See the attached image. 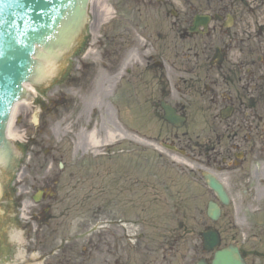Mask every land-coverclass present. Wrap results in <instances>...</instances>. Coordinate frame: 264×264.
<instances>
[{
	"label": "rangeland",
	"instance_id": "374dc122",
	"mask_svg": "<svg viewBox=\"0 0 264 264\" xmlns=\"http://www.w3.org/2000/svg\"><path fill=\"white\" fill-rule=\"evenodd\" d=\"M229 1L225 0V4ZM105 3L114 11L108 21H104L101 10ZM90 4L84 47L57 63V73L38 87L37 96L28 101L29 105L19 107L15 115L13 132L19 138L14 144L23 161L14 177L0 171V239L2 245H8L0 250V264H90V250L81 251L90 237L77 242L75 236L95 225V212L108 213L117 219L124 216L130 222V237L141 232L186 235L185 246L179 248L174 264H183L182 255L187 257L185 264H193L204 256L211 259L212 255L203 256L200 252L199 236L211 226L222 233V247L235 243L247 256L248 264H264V204L255 212L226 208L221 220L213 225L205 215L206 204L213 194L202 180L201 173L205 170L196 166L197 155L192 152V161L179 163L174 161L175 153L162 151L155 141L159 135L169 137L167 128L144 125L136 110L133 120L132 113L124 110L122 74L113 75L114 64L123 50L134 52L137 59L144 57L137 48L149 47L151 55H156L154 61L164 62L167 76L178 77V71L184 69L173 64L170 52L174 47L170 12L188 10L187 0H92ZM199 72L196 70L193 75L195 85ZM165 86L161 84V88ZM199 86L204 89L202 82ZM202 106L194 101L193 124L184 130L188 138L198 143L204 132L201 114L197 113ZM210 127L212 131L214 126ZM92 134L102 143L100 147L90 146L88 138ZM112 135L116 138L109 145L107 141ZM160 154L166 155L163 159L176 167L164 168ZM187 163L194 166L193 171L185 166ZM122 165L129 170L126 195L130 201H137L139 178L145 177L149 183L148 180L161 177L172 188L162 191L153 187L152 195L164 196L163 193L171 191L181 194L190 204L185 209H146L144 213L132 205L91 209L89 189L93 179L96 177L100 186L105 187L110 171L121 169ZM41 193L45 200L36 203L34 199H41ZM98 196L103 197L100 192ZM26 204L30 205L27 210ZM38 210L42 214L35 221L33 215ZM141 219L145 222L143 226ZM180 224L182 228L178 227ZM14 232L23 233L22 244L13 240ZM66 241L77 246L65 245ZM131 243L135 245V240ZM59 246L61 251L56 250ZM51 253L55 255L44 262V257ZM59 259L67 261L60 263Z\"/></svg>",
	"mask_w": 264,
	"mask_h": 264
},
{
	"label": "flooded vegetation",
	"instance_id": "af4514ba",
	"mask_svg": "<svg viewBox=\"0 0 264 264\" xmlns=\"http://www.w3.org/2000/svg\"><path fill=\"white\" fill-rule=\"evenodd\" d=\"M187 4L188 10L170 12V31L174 33L171 37L174 47L170 52L173 64L184 69L178 71V77L167 76L164 62L154 61L156 55H151L149 47L137 48L143 58L135 59L134 52L128 53L129 49L118 54L117 59L121 61L114 64L113 75L122 74L124 110L132 113L133 120L136 110L137 118L144 125L167 128L169 137L159 135L156 139L162 151H179L173 158L182 162L192 161L190 153L195 152L198 170L217 172L230 199L228 206L217 200L223 209L234 207L255 212L264 204V0H230L228 4L225 0H187ZM196 70L200 72L195 77L199 80L195 85ZM162 83L166 85L164 88ZM195 100L203 105L197 112L201 114L204 129L200 143L182 132L193 124ZM161 103L186 118L183 129L177 130L164 121ZM210 125L214 126L212 131ZM164 156L159 155L164 168L176 167L165 161ZM21 161L22 158L10 166L7 173L15 175ZM188 164L187 168L193 171L194 166ZM120 168L110 171L105 187L100 186L96 177L93 179L89 189L91 209L110 210L132 205L144 213L146 209H185L190 204L181 194L171 191L163 193L164 196L152 195L153 187L162 191L172 188L161 177L148 180L149 183L145 177L139 178L137 201H130L126 195L129 170L126 165ZM99 192L103 197L99 198ZM41 210L34 213L35 221L40 218ZM94 221L95 225L104 224L105 230L94 233L87 245L81 246L83 253L87 249L92 253L90 264H174L179 248L185 246L186 235L156 232L141 233L132 245L123 225L124 216L117 219L108 213L95 212ZM79 236H75L77 242L81 239ZM70 242L64 243L77 246ZM200 252L203 255L202 248ZM52 255L44 257V262ZM181 258L185 264L187 257ZM58 261L66 263L67 260Z\"/></svg>",
	"mask_w": 264,
	"mask_h": 264
},
{
	"label": "water",
	"instance_id": "95a60500",
	"mask_svg": "<svg viewBox=\"0 0 264 264\" xmlns=\"http://www.w3.org/2000/svg\"><path fill=\"white\" fill-rule=\"evenodd\" d=\"M91 0H0V166L13 158V147L7 139L12 113L19 103L28 99L26 85L40 86L50 78L38 79L43 61L60 62L73 51L78 35L87 22ZM56 61V62H57ZM165 120L178 125L179 118L164 106ZM209 187L224 203H228L223 186L212 175H205ZM208 217L217 222L221 209L208 204ZM203 247L215 252L211 263L246 264L237 247L221 246L220 234L213 228L202 234Z\"/></svg>",
	"mask_w": 264,
	"mask_h": 264
},
{
	"label": "bare ground",
	"instance_id": "6f19581e",
	"mask_svg": "<svg viewBox=\"0 0 264 264\" xmlns=\"http://www.w3.org/2000/svg\"><path fill=\"white\" fill-rule=\"evenodd\" d=\"M101 10H102L104 21L110 20L113 17V15H114L113 9L107 3L102 4ZM56 61H57L56 59L43 61L41 69H40V74L38 76V79L40 81H41V79L44 80V78L49 77L50 75L52 76V74L55 72V68L54 67H56L57 62H58V61L57 62ZM25 90L29 94L31 99L35 98L37 96V94H38L35 88H33L31 86H28V85L25 87ZM27 105H29V102L25 101V102H22V103L18 104L17 106H15L14 110H12L13 113H12L11 121H9L10 123H9V127L7 129V137H8L9 140H12L13 142L15 140H18V138H19V136L16 134V132H13L14 131L13 130V123H14L15 115L17 114V112H18L17 110H18L19 107H21V106L25 107ZM114 136L112 135L110 140L107 141V143H111L112 141H114V139L116 138ZM88 139H89L90 146L93 147V148H97V147H100L102 145V143H100L95 138L94 134L89 136ZM29 206H30L29 204H26V207H25L26 210H27V208ZM13 240L16 241L18 243V245L22 244L23 239H22L21 233L14 232Z\"/></svg>",
	"mask_w": 264,
	"mask_h": 264
}]
</instances>
